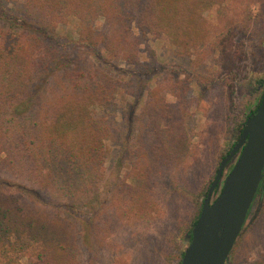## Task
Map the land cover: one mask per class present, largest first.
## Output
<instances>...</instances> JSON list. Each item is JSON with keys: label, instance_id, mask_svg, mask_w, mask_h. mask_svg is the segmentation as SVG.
Returning a JSON list of instances; mask_svg holds the SVG:
<instances>
[{"label": "trees", "instance_id": "16d2710c", "mask_svg": "<svg viewBox=\"0 0 264 264\" xmlns=\"http://www.w3.org/2000/svg\"><path fill=\"white\" fill-rule=\"evenodd\" d=\"M218 2L0 0L10 24L0 28V264H80V246L88 242L97 258L106 239L116 238V223L137 230L158 212L159 189L195 155L189 113L186 104L168 103L158 87L147 90L140 114L125 104L123 156L130 153L134 162L113 195L104 197L101 189L111 186L103 172L106 143L115 133L107 112L125 90L117 75L124 76L122 62H138L135 29L145 38L166 36L181 56L200 52L204 14ZM66 15L81 24L77 45L94 50L102 68L61 43L56 27ZM234 39V27L226 26L212 43L225 67L234 65ZM255 85L259 99L235 126L237 142L259 107L264 78ZM105 206L110 233L103 236L98 221ZM85 212L91 217L82 235L76 226Z\"/></svg>", "mask_w": 264, "mask_h": 264}, {"label": "rangeland", "instance_id": "374dc122", "mask_svg": "<svg viewBox=\"0 0 264 264\" xmlns=\"http://www.w3.org/2000/svg\"><path fill=\"white\" fill-rule=\"evenodd\" d=\"M218 1L213 10L204 14L207 21L205 41L198 53L192 51L190 55L181 56L166 36L145 38L135 29L141 41L138 62L134 65L121 63L123 78L115 73L125 90L117 94L116 104L107 112L113 120L115 133L106 143L107 158L103 166L111 186H104L101 193L104 197L112 196L117 187L115 184L125 179L131 169L134 162L130 159L131 154L123 156L125 104L134 105L140 114L147 101V90L158 87L168 103L186 104L195 155L176 172V179L166 182L165 190L159 189L163 197L159 210L145 225H139L136 230L116 223V238L113 241L106 239L97 258L85 241L86 246H80V264H91L90 260H96L95 264H179L181 253L187 249L184 232L199 214L200 204L206 199L223 156L237 142L232 138L235 126L244 119L245 111L249 112L258 102L260 91H255V81L264 78V0ZM3 15L0 9V28L10 25ZM226 26L235 29L232 67H225L219 51L212 47L214 38L223 33ZM56 29L62 37L61 43L69 46V52L102 68L94 50L81 49L77 45L81 24L76 18L66 15ZM121 157L129 158V161L125 164L119 161ZM127 183L131 184V180ZM259 200L252 207L230 264H264V183ZM107 206L98 221L103 236L110 233ZM79 217L81 223L75 226L86 235L83 228L91 214L85 212ZM23 264H29L28 260L24 259Z\"/></svg>", "mask_w": 264, "mask_h": 264}, {"label": "water", "instance_id": "95a60500", "mask_svg": "<svg viewBox=\"0 0 264 264\" xmlns=\"http://www.w3.org/2000/svg\"><path fill=\"white\" fill-rule=\"evenodd\" d=\"M235 159V160H234ZM233 168L224 177L229 162ZM264 178V89L256 112L222 161L196 224L187 235L181 264H227L244 231ZM217 191L219 195L214 198Z\"/></svg>", "mask_w": 264, "mask_h": 264}, {"label": "flooded vegetation", "instance_id": "af4514ba", "mask_svg": "<svg viewBox=\"0 0 264 264\" xmlns=\"http://www.w3.org/2000/svg\"><path fill=\"white\" fill-rule=\"evenodd\" d=\"M234 160H235V159H234ZM234 160H232V161L229 162L228 170H225L224 177H226V176L229 174V172L232 170V168H233V164H234ZM231 167H232V168H231ZM230 168H231V169H230ZM229 169H230V171H229ZM263 183H264V178H263V181L261 182L260 188H259V190H258V193H257L256 199H255V202H256L257 200L260 202V200H259V195H260L261 191L263 190ZM217 193H218V191L216 192V194H217ZM216 194H215V195H216ZM255 202H254V204H255ZM254 204H253V205H254ZM227 264H230V261H229Z\"/></svg>", "mask_w": 264, "mask_h": 264}]
</instances>
